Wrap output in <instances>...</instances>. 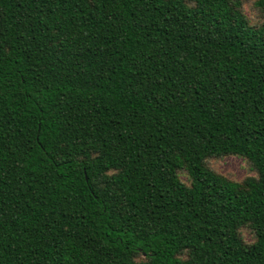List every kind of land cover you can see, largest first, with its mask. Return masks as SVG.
I'll list each match as a JSON object with an SVG mask.
<instances>
[{
	"label": "trees",
	"instance_id": "16d2710c",
	"mask_svg": "<svg viewBox=\"0 0 264 264\" xmlns=\"http://www.w3.org/2000/svg\"><path fill=\"white\" fill-rule=\"evenodd\" d=\"M0 264H264V20L0 0Z\"/></svg>",
	"mask_w": 264,
	"mask_h": 264
},
{
	"label": "rangeland",
	"instance_id": "374dc122",
	"mask_svg": "<svg viewBox=\"0 0 264 264\" xmlns=\"http://www.w3.org/2000/svg\"><path fill=\"white\" fill-rule=\"evenodd\" d=\"M240 9L251 26H259L264 20V8L256 6V0H238ZM206 167L233 182L241 183L247 178L255 177L256 174L251 170L248 162L240 157L226 156L222 158H211L206 160ZM180 180L188 185L185 175H180ZM243 240L251 243L253 235L247 231H242Z\"/></svg>",
	"mask_w": 264,
	"mask_h": 264
}]
</instances>
